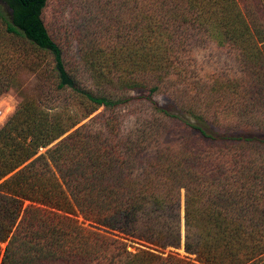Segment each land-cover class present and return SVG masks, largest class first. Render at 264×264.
Wrapping results in <instances>:
<instances>
[{"label": "trees", "instance_id": "trees-1", "mask_svg": "<svg viewBox=\"0 0 264 264\" xmlns=\"http://www.w3.org/2000/svg\"><path fill=\"white\" fill-rule=\"evenodd\" d=\"M0 2V96L18 101L0 126V264L264 259V0H141L128 21L76 27L77 60L49 33L47 0ZM199 38L233 50L240 76L192 81ZM134 107L148 115L124 130Z\"/></svg>", "mask_w": 264, "mask_h": 264}, {"label": "rangeland", "instance_id": "rangeland-1", "mask_svg": "<svg viewBox=\"0 0 264 264\" xmlns=\"http://www.w3.org/2000/svg\"><path fill=\"white\" fill-rule=\"evenodd\" d=\"M0 8L5 14L8 13V9L1 2ZM142 10L143 7L141 0H132L129 2L128 0H47L42 17L49 33L63 46L67 52L68 58L77 60L78 51L76 42L73 40V31L76 27L81 25L83 21L90 23V26L93 28L96 27L100 29L102 25H106L109 22L112 15L117 14V17L121 16L123 17V20L128 21L138 13L141 14ZM215 15L216 13L212 14V16ZM9 41L15 45L18 43L21 44L23 39L19 36H14L9 39ZM10 48L13 50L11 46L4 49L9 51ZM189 53V58H187L188 60L186 61L187 65H183L182 67H184L185 70L187 69L190 73L192 81L196 80L201 82L204 89L206 85L212 84L213 80L217 81L215 82L216 84H219V82L223 81V78L227 76H240V65H238L236 55L233 50L227 47H219L214 42L208 40L200 41L199 38V42L194 43L193 41ZM39 59L41 63H43L42 61H44V63H49L50 61H48V57L45 58V55L39 57ZM156 99L159 102L164 101L162 94H158ZM17 103L16 93L12 90L3 93L0 96V111H2L0 113V126L15 110ZM73 109L78 111L79 114L77 115H80L82 108L73 106ZM211 109L220 112L219 117L221 118V122L233 123L236 110H233L232 107H228L227 105L221 107L216 103ZM100 110L101 109H99V111ZM125 114V118L123 119V129L130 130L135 127L134 122L145 118L148 115V112L141 107H134L126 110ZM167 133L173 143L181 140V138H179L181 137V134L177 127L173 130L170 129ZM182 200L183 191H181V204L183 211ZM21 206L22 208H27L31 205L29 202H23ZM38 207L47 212L61 214L60 212L47 209L46 207ZM66 216L70 220L84 224L85 226H90V223L84 221L80 216ZM110 233L113 235L116 234V232L112 231ZM140 243L128 241L129 250L133 252L136 251L138 247H142L143 242ZM164 253L167 254L169 251L166 250ZM170 254L179 261H185L188 258L183 250H175ZM258 264H264V259L260 260Z\"/></svg>", "mask_w": 264, "mask_h": 264}, {"label": "built area", "instance_id": "built-area-1", "mask_svg": "<svg viewBox=\"0 0 264 264\" xmlns=\"http://www.w3.org/2000/svg\"><path fill=\"white\" fill-rule=\"evenodd\" d=\"M2 111H0V113H1Z\"/></svg>", "mask_w": 264, "mask_h": 264}]
</instances>
